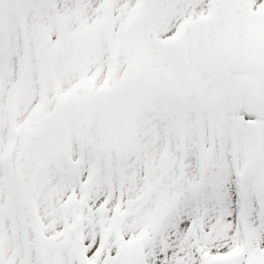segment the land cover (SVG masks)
Masks as SVG:
<instances>
[{
	"label": "snow or ice",
	"instance_id": "1",
	"mask_svg": "<svg viewBox=\"0 0 264 264\" xmlns=\"http://www.w3.org/2000/svg\"><path fill=\"white\" fill-rule=\"evenodd\" d=\"M0 264H264V0H0Z\"/></svg>",
	"mask_w": 264,
	"mask_h": 264
}]
</instances>
